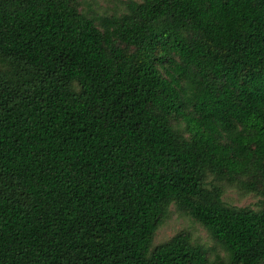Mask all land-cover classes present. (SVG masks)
<instances>
[{"label": "trees", "instance_id": "obj_1", "mask_svg": "<svg viewBox=\"0 0 264 264\" xmlns=\"http://www.w3.org/2000/svg\"><path fill=\"white\" fill-rule=\"evenodd\" d=\"M123 2L0 0V264H264V0Z\"/></svg>", "mask_w": 264, "mask_h": 264}, {"label": "rangeland", "instance_id": "obj_2", "mask_svg": "<svg viewBox=\"0 0 264 264\" xmlns=\"http://www.w3.org/2000/svg\"><path fill=\"white\" fill-rule=\"evenodd\" d=\"M82 7L95 14L120 12L124 8V0H79ZM224 198L230 204L239 206L251 205L257 207L258 195L247 193L238 186H228ZM185 231L190 233L194 241L204 244L209 250V257L213 259L217 254L225 256L224 249L217 244L209 231L187 213L180 210L175 204H171L167 215L158 227L154 244L169 239L174 234Z\"/></svg>", "mask_w": 264, "mask_h": 264}]
</instances>
